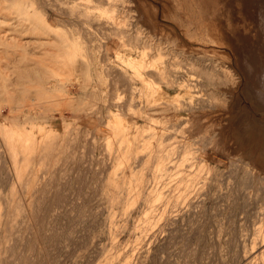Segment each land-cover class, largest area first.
<instances>
[{
    "label": "rangeland",
    "instance_id": "1",
    "mask_svg": "<svg viewBox=\"0 0 264 264\" xmlns=\"http://www.w3.org/2000/svg\"><path fill=\"white\" fill-rule=\"evenodd\" d=\"M2 1L82 80L0 108V264H264V0Z\"/></svg>",
    "mask_w": 264,
    "mask_h": 264
},
{
    "label": "bare ground",
    "instance_id": "2",
    "mask_svg": "<svg viewBox=\"0 0 264 264\" xmlns=\"http://www.w3.org/2000/svg\"><path fill=\"white\" fill-rule=\"evenodd\" d=\"M4 2H6V1H4ZM4 2L2 0H0V108L3 107L4 105H7L8 109H9L8 110V116H7L8 117V120L14 122V119L17 117V114H18V112L21 111V108L22 107H28L30 109H34L35 106L40 107L42 105H46L45 108L44 107H42V108H44L43 110H48V108H46V107L48 106L47 103H50V102H47V101L50 98H52L51 97V94L43 89V83H42V81H39L38 80L39 82L37 84L31 83V81H28L30 79L29 76H31V74H33L34 72H37L38 74L41 75L39 78L40 79H44V81L48 80V77L49 78H52V77L55 78V77H58V76L61 78L60 81L62 80L63 77L67 81H72V80L73 81L74 80L79 81L82 76H80V74H76L75 75V74L71 73V71H72V66L71 65L68 64V67H67V62H66L67 60H66V58L68 56L65 54V50H64V49H66L65 46L62 45L63 49L60 46V48H59L60 50L58 52H56L55 54H53V52L49 53L47 50H45L43 53H40L39 54L38 51L40 49H42L41 47H43V48H46L47 47L46 44H45L46 45V47H45L44 42L48 43V41H45L48 38L43 37L44 35L43 36L40 35V34H44L45 31H44V33H41L42 32L41 29H39L38 27H36V25H31V23H30V25H29V23H27L28 25L23 24V23L28 22V18L26 19V21L23 20L24 19V16H23L24 14L22 15L23 16V19H22L23 21L21 20L20 22H18L21 19V17H22L21 15H20L21 16L20 19H18V21H16L15 23H14L15 20L13 22L11 21V23L12 24L14 23V24L12 25V30L11 29L9 30L8 29L9 27L7 28L6 26L9 25L8 23L10 21L9 19L11 17L10 15H12V13H11L12 11L10 12L7 9V7H5ZM208 7H210V6H208ZM213 7H212V9L214 10ZM146 8H148V7L146 6ZM20 11H21V9H20ZM152 11L154 12V9ZM154 13H156V12H154ZM19 14H17V15H19ZM148 15H149V13H148ZM25 16H27V15H25ZM17 17L18 16H16V18ZM214 21H213L214 23L212 25H209V26L208 25H205V26H208L209 27V28H207V30H208L207 33L208 34L211 33V36H207V33L205 31V34H206V37H207L206 39H208V41H210V39L212 41H214V40H218L219 41L220 39L221 40L223 39V41H224L225 35L222 33L221 28L219 27L220 25L217 22V20H214ZM210 22H212V21H210ZM209 24H211V23H209ZM19 29H21L22 31H24V30L27 29V32L26 33H28V34H30V33L36 34L34 37H36L37 39L36 38H35V40L33 39L34 41L32 40L33 42L31 44L32 51H30L31 49L29 47V49H30L29 51L30 52L27 55H24V54H22L19 51V47H21V46L16 43L18 41H15L14 40L15 42H13V41H10L9 38H8L9 39V41H8V39H7L8 36L5 37L6 35L9 34L8 31H11V32L12 31H19ZM22 34H24V33H22ZM12 36H13V32H12ZM13 37H11V38L13 39ZM203 38H205V37H203ZM36 40H38V41H36ZM203 40H205V39H203ZM221 40H220V42H221ZM54 41H52V43H51V40H50V43L52 44L51 45V49L52 48H55V47L56 48L59 47V45H57V41L56 40H54ZM218 41H216V43L219 45ZM39 43H42V44L40 45ZM213 43H215V42H213ZM58 44H59V42H58ZM222 44H223V42L221 43V45ZM218 45L217 46L215 45V46L218 47ZM6 47L8 48V50H7ZM21 48H24V47H21ZM37 48H40V49H37ZM36 49L38 50L37 51L38 53L35 51ZM57 49H56V51H57ZM23 51L25 52V50H23ZM66 51H68V50H66ZM185 52H187V51H185ZM217 53L223 59L224 58H227L228 59L227 54H225L223 51H218ZM142 56H144V54ZM142 56H140V57H142ZM140 57H139V59H140ZM157 60H161V59L159 58ZM133 62H135V59L133 60ZM137 63H139V62H137ZM141 64H144V63H141ZM33 76H31V78H33ZM61 76H63V77H61ZM12 77H13V79H12ZM7 78H9V79L11 78L10 80H8L11 83V84L8 83L10 88H8V85H6L8 81L5 84V79H7ZM81 80H82V78H81ZM150 87H152V86H150ZM150 90H148L149 93H150ZM157 91L158 92H156V93H157V95L159 97L158 96H155V97H158V98H166V97H169L168 94H167L169 92L167 90H165L164 88L161 87V88L157 89ZM188 91H189L188 88L185 87V86H182L181 89H180V92L183 93L182 96L188 95V93H189ZM153 92H154V90H153ZM153 92H151V93L153 94ZM180 96H181V94L180 95L177 94V97H180ZM63 109H64V107L61 109V111ZM255 127L256 126H254L253 128H255ZM249 130H251V129H249ZM255 130H256V128H255ZM253 131H254V129H253ZM250 133H252V132H250ZM256 135H257V133H256ZM257 136H255V137H257ZM259 136H261V135L259 134ZM253 137H254V134H253ZM262 142H264V141H262Z\"/></svg>",
    "mask_w": 264,
    "mask_h": 264
}]
</instances>
